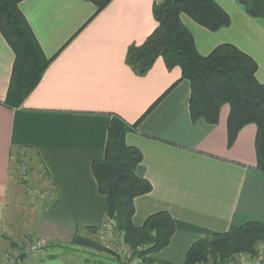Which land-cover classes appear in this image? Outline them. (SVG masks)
Listing matches in <instances>:
<instances>
[{
	"label": "crops",
	"instance_id": "obj_1",
	"mask_svg": "<svg viewBox=\"0 0 264 264\" xmlns=\"http://www.w3.org/2000/svg\"><path fill=\"white\" fill-rule=\"evenodd\" d=\"M154 1L111 0L87 23L95 7L86 0L20 1L43 52L57 54L18 107L4 102L14 54L0 34V260L11 161L21 154L28 158V171L45 176L47 200L54 201L44 207L40 221L42 246L26 261L96 264L85 262L88 254H72L59 245L70 243L74 232L89 236L87 228L103 222L105 198L91 163L103 156L111 114L132 123L157 99L135 130L125 134V142L142 155L136 174L152 185L133 199V223L140 225L160 210L175 223L169 244L153 254L154 260L179 263L200 237L251 220L264 224L256 126H243L227 147V104L216 124L192 122L190 84L180 79L178 66L167 69L159 57L139 76L125 63L127 46L142 42L157 25ZM215 1L230 16L226 27L211 31L180 14L196 50L205 55L219 43L235 44L257 62L256 77L264 83V18L249 16L239 0Z\"/></svg>",
	"mask_w": 264,
	"mask_h": 264
},
{
	"label": "trees",
	"instance_id": "obj_2",
	"mask_svg": "<svg viewBox=\"0 0 264 264\" xmlns=\"http://www.w3.org/2000/svg\"><path fill=\"white\" fill-rule=\"evenodd\" d=\"M20 1L0 0V34L14 54L4 100L11 107L22 104L57 54L47 56L43 52L19 8ZM86 1L95 7L87 23L111 0ZM239 3L249 16L264 18V0H239ZM152 13L157 25L142 42H132L127 46L125 63L139 76L146 74L159 57L167 69L178 66L181 70L180 79H187L190 84L188 111L192 122L203 119L211 125L216 124L221 107L227 104V147H231L243 126L254 124L255 169L264 173V83L256 77L257 62L235 44L228 42L219 43L205 55L200 54L195 48L191 32L180 19V14L184 13L200 26L215 31L229 25L227 11L215 0H159L153 2ZM157 101L132 123L112 113L103 156L93 159L91 163L98 190L105 198V216L101 225L113 220V230L122 235L123 243L130 250L127 261L139 258L147 264L156 262L153 254L169 244L175 223L164 210L149 214L140 225L133 223V199L151 191L152 185L146 178L136 174L142 155L136 147L125 142V134L135 130L141 118ZM45 202L54 203L47 199ZM101 225L87 228L89 236L74 232L71 244L109 252L94 237ZM260 243H264V224L251 220L224 232L196 239L179 263H158L255 264L241 259L244 256H257ZM114 258L120 261V255L115 254ZM85 262L108 264L97 255L85 258Z\"/></svg>",
	"mask_w": 264,
	"mask_h": 264
},
{
	"label": "rangeland",
	"instance_id": "obj_3",
	"mask_svg": "<svg viewBox=\"0 0 264 264\" xmlns=\"http://www.w3.org/2000/svg\"><path fill=\"white\" fill-rule=\"evenodd\" d=\"M28 167L29 162L25 155L23 157L21 154L19 157L14 155L11 161V187L3 223L4 238L1 251V259L9 255L13 259V264H30V262L26 261L28 258L27 256L36 252L38 248L42 246L39 240V235L41 234L40 221L43 216L45 204H47L45 201L50 193L47 190L48 182L45 176L42 175V173L37 174V171H28ZM100 230L94 237L105 246L109 252H101L93 249H87V252H84V247L81 248L77 245H73L71 242L64 245L61 244L59 248L63 251L71 252L72 254H88V257L97 255L106 262L147 264L142 262V260L139 261V258L132 262L125 260L123 257L125 256L127 258V253L130 255V250L123 243L122 235L112 230V237L107 236L101 239ZM33 244H38L36 250L31 249ZM123 251H126V254H123ZM115 254L120 255V261L114 258ZM243 261L264 264V243L259 244V253L257 256H244ZM152 264L159 263L154 262Z\"/></svg>",
	"mask_w": 264,
	"mask_h": 264
},
{
	"label": "built area",
	"instance_id": "obj_4",
	"mask_svg": "<svg viewBox=\"0 0 264 264\" xmlns=\"http://www.w3.org/2000/svg\"><path fill=\"white\" fill-rule=\"evenodd\" d=\"M159 1V0H155ZM115 225V222L113 220H109L101 225V230H100V238H106L107 236L112 237L113 236V227ZM38 248V244H33L31 249L36 250ZM141 259H139L140 261ZM243 260V259H241ZM13 259L11 256L6 255L0 260V264H13Z\"/></svg>",
	"mask_w": 264,
	"mask_h": 264
}]
</instances>
